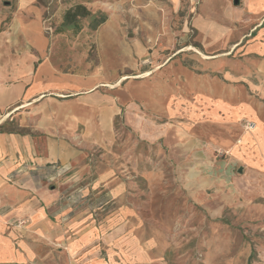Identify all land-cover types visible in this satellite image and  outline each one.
Returning a JSON list of instances; mask_svg holds the SVG:
<instances>
[{"label": "rangeland", "instance_id": "1", "mask_svg": "<svg viewBox=\"0 0 264 264\" xmlns=\"http://www.w3.org/2000/svg\"><path fill=\"white\" fill-rule=\"evenodd\" d=\"M78 4L107 20L67 27ZM226 10L223 0H0V45L15 22L38 20L57 70L97 82L82 90L96 111L82 109L72 136L77 165L41 183L60 235L42 241L30 218L17 220L22 259L0 264H264V166L241 142L253 120L228 123L204 104V74H224L204 64L214 30L204 14ZM232 21L220 22L234 31ZM20 37L17 53L28 50Z\"/></svg>", "mask_w": 264, "mask_h": 264}, {"label": "crops", "instance_id": "2", "mask_svg": "<svg viewBox=\"0 0 264 264\" xmlns=\"http://www.w3.org/2000/svg\"><path fill=\"white\" fill-rule=\"evenodd\" d=\"M223 1L226 15L204 14V23L214 28L205 32L204 64L224 71L223 77L204 74V104L214 115L226 114L228 123L243 115L257 124L245 130L241 142L256 151L264 166V0ZM233 19L240 24L234 31L220 22ZM15 23L16 29L3 35L12 42L0 45V262L22 259L14 238L17 220L30 218L42 241L60 235L62 229L52 226L47 213L54 197L41 183L77 165L81 148L72 136L82 109L96 111L93 96L82 95L83 88L97 86L95 78L57 70L44 55L48 39L38 20ZM17 35L28 48L23 53L15 52ZM236 52L245 63L230 56Z\"/></svg>", "mask_w": 264, "mask_h": 264}, {"label": "trees", "instance_id": "3", "mask_svg": "<svg viewBox=\"0 0 264 264\" xmlns=\"http://www.w3.org/2000/svg\"><path fill=\"white\" fill-rule=\"evenodd\" d=\"M90 17V28L96 29L107 20V15L103 12L91 13L84 5L78 4L73 8H70L65 13V25L75 30L81 28V18ZM251 258V257H250Z\"/></svg>", "mask_w": 264, "mask_h": 264}, {"label": "built area", "instance_id": "4", "mask_svg": "<svg viewBox=\"0 0 264 264\" xmlns=\"http://www.w3.org/2000/svg\"><path fill=\"white\" fill-rule=\"evenodd\" d=\"M255 127V123L253 121H249L246 124V129H253Z\"/></svg>", "mask_w": 264, "mask_h": 264}, {"label": "bare ground", "instance_id": "5", "mask_svg": "<svg viewBox=\"0 0 264 264\" xmlns=\"http://www.w3.org/2000/svg\"><path fill=\"white\" fill-rule=\"evenodd\" d=\"M255 123V122H254ZM256 127H257V124L255 123V127L253 128V129H246V130H254V129H256ZM248 178V177H247ZM234 179H235V177H234ZM245 181V180H244ZM252 188V187H251Z\"/></svg>", "mask_w": 264, "mask_h": 264}, {"label": "water", "instance_id": "6", "mask_svg": "<svg viewBox=\"0 0 264 264\" xmlns=\"http://www.w3.org/2000/svg\"><path fill=\"white\" fill-rule=\"evenodd\" d=\"M240 0H234V4H239Z\"/></svg>", "mask_w": 264, "mask_h": 264}]
</instances>
